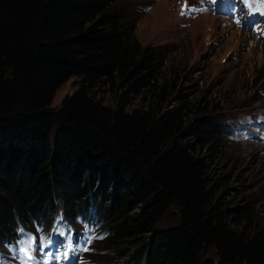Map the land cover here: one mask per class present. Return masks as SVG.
<instances>
[{
    "label": "trees",
    "instance_id": "trees-1",
    "mask_svg": "<svg viewBox=\"0 0 264 264\" xmlns=\"http://www.w3.org/2000/svg\"><path fill=\"white\" fill-rule=\"evenodd\" d=\"M120 2L0 0V245L31 225L51 228L60 209L70 219L95 209L111 232L98 253L133 264H264V223L252 224L248 204L230 221L217 196L223 120L169 101L172 86L155 82L158 48L139 41ZM74 76L77 89L53 109ZM102 83L121 91L116 105L95 96ZM172 205L178 224L159 228Z\"/></svg>",
    "mask_w": 264,
    "mask_h": 264
},
{
    "label": "rangeland",
    "instance_id": "rangeland-1",
    "mask_svg": "<svg viewBox=\"0 0 264 264\" xmlns=\"http://www.w3.org/2000/svg\"><path fill=\"white\" fill-rule=\"evenodd\" d=\"M250 2L253 8L259 7L260 0ZM116 7L134 22L135 35L144 46L158 48L161 68L155 82L167 81L172 86L169 101L183 104L187 99L190 105L194 104L193 114L209 109L210 114L229 125V135L221 136L212 155L213 175L222 179L217 196L229 209L230 221L237 222L235 209L248 204L252 224H263L264 14L247 7L245 0H121ZM79 81L74 76L64 83L56 91L51 107L59 109L64 98L77 89ZM93 91L97 99L110 106L116 105L121 95L111 84H99ZM145 95H132L131 105L143 103ZM92 186L94 192H100L102 180L98 172L92 175ZM111 201L107 197L105 204ZM61 218L57 217L55 226L60 233L67 226V221ZM78 222L85 224L82 220L71 223L73 227L82 226ZM178 222L179 208L172 205L158 227L168 228ZM73 227L67 229L73 231ZM41 234L39 229L29 226L25 241L7 249L0 264H24L27 258L22 257L19 249L30 240L39 243ZM66 236L69 250L73 235L67 232ZM61 239L56 237L54 245ZM87 239L80 237L85 247L78 252L77 264L87 259L86 264H122L127 260V264L134 263L131 257L115 258L114 252L98 253L96 248L106 246L104 241L108 238L96 242L93 251ZM85 248L89 250L84 251ZM62 254L63 249L60 256L52 257L51 264L55 260L65 264L73 255L69 251L65 259ZM207 256L215 255L208 252ZM41 261L32 257L29 264Z\"/></svg>",
    "mask_w": 264,
    "mask_h": 264
},
{
    "label": "snow or ice",
    "instance_id": "snow-or-ice-1",
    "mask_svg": "<svg viewBox=\"0 0 264 264\" xmlns=\"http://www.w3.org/2000/svg\"><path fill=\"white\" fill-rule=\"evenodd\" d=\"M245 3L247 5V7H249L253 11L260 12V13L264 14V0H260L259 7H256V8H253V5L250 2V0H245ZM185 8H187V5H185ZM33 242H34L33 240H30L26 246L19 249V252L21 253L22 257L27 258L26 260H24V264H29V262L32 259L33 249L31 247V245ZM88 250H89L88 248L84 249V251H88Z\"/></svg>",
    "mask_w": 264,
    "mask_h": 264
},
{
    "label": "bare ground",
    "instance_id": "bare-ground-1",
    "mask_svg": "<svg viewBox=\"0 0 264 264\" xmlns=\"http://www.w3.org/2000/svg\"><path fill=\"white\" fill-rule=\"evenodd\" d=\"M260 117H262V116H260Z\"/></svg>",
    "mask_w": 264,
    "mask_h": 264
}]
</instances>
